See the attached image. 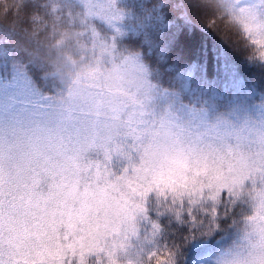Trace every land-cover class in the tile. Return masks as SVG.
<instances>
[{
    "label": "snow or ice",
    "instance_id": "6c2138e0",
    "mask_svg": "<svg viewBox=\"0 0 264 264\" xmlns=\"http://www.w3.org/2000/svg\"><path fill=\"white\" fill-rule=\"evenodd\" d=\"M203 6L0 0V264H264V89L186 50Z\"/></svg>",
    "mask_w": 264,
    "mask_h": 264
},
{
    "label": "trees",
    "instance_id": "16d2710c",
    "mask_svg": "<svg viewBox=\"0 0 264 264\" xmlns=\"http://www.w3.org/2000/svg\"><path fill=\"white\" fill-rule=\"evenodd\" d=\"M202 3V8L190 9L197 16L187 26L186 50L197 57L202 51L206 52L210 75L216 64L215 55L219 53L222 57H227L240 69L241 76L257 90L258 96L259 91L264 89V77L258 68L246 65L244 59L258 58L260 51L264 49L259 45L252 46L240 29L246 10L256 5L257 0H202ZM172 22L184 27V21L178 16H173ZM161 260L166 261V256H162ZM152 264H156L155 260Z\"/></svg>",
    "mask_w": 264,
    "mask_h": 264
}]
</instances>
